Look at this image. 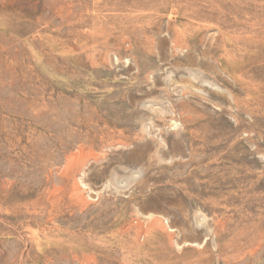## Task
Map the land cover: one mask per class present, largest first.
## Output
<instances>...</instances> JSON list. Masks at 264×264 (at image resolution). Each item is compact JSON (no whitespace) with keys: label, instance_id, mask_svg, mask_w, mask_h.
<instances>
[{"label":"rangeland","instance_id":"374dc122","mask_svg":"<svg viewBox=\"0 0 264 264\" xmlns=\"http://www.w3.org/2000/svg\"><path fill=\"white\" fill-rule=\"evenodd\" d=\"M263 29L264 0H0V264H264Z\"/></svg>","mask_w":264,"mask_h":264},{"label":"bare ground","instance_id":"6f19581e","mask_svg":"<svg viewBox=\"0 0 264 264\" xmlns=\"http://www.w3.org/2000/svg\"><path fill=\"white\" fill-rule=\"evenodd\" d=\"M149 15V14H148ZM204 20V19H203ZM245 24V23H244ZM240 26V25H239ZM140 28V27H139ZM264 30V29H263ZM175 31V30H174ZM223 32V31H222ZM261 32V31H260ZM180 33V32H179ZM246 35V34H245ZM235 36V35H234ZM224 38V37H223ZM244 38V37H243ZM172 39V38H171ZM247 39V38H246ZM231 41V40H230ZM244 41V40H243ZM243 41H242V43H243ZM240 42V41H239ZM245 42V41H244ZM173 43V42H172ZM184 44V43H183ZM244 45V44H243ZM243 48H244V46H243ZM244 50V49H243ZM227 52V51H226ZM252 52V51H251ZM216 58V57H215ZM242 79V78H241Z\"/></svg>","mask_w":264,"mask_h":264}]
</instances>
